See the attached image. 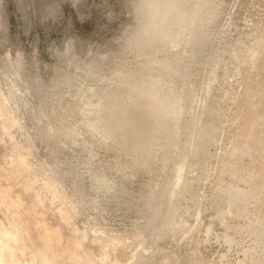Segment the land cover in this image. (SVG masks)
Returning a JSON list of instances; mask_svg holds the SVG:
<instances>
[{
	"label": "rangeland",
	"instance_id": "1",
	"mask_svg": "<svg viewBox=\"0 0 264 264\" xmlns=\"http://www.w3.org/2000/svg\"><path fill=\"white\" fill-rule=\"evenodd\" d=\"M251 127L264 0H0V261L264 264Z\"/></svg>",
	"mask_w": 264,
	"mask_h": 264
},
{
	"label": "bare ground",
	"instance_id": "2",
	"mask_svg": "<svg viewBox=\"0 0 264 264\" xmlns=\"http://www.w3.org/2000/svg\"><path fill=\"white\" fill-rule=\"evenodd\" d=\"M255 97V96H254ZM263 121V120H262ZM249 135V137L253 138L255 137V142H256V147L260 146V144L264 141V130L260 131L259 133H256L255 135V131L254 129H252V127L249 129V133H247ZM253 136V137H252ZM253 140V139H252ZM264 157V156H263ZM260 161V160H259ZM262 162H260V168H261V178H262V183H263V186H264V159L261 160ZM259 166V165H258ZM260 175H258L260 177ZM253 179V178H251ZM251 179L249 182H251ZM253 181V180H252ZM248 182V181H247ZM261 184V183H260ZM262 186V185H261ZM262 188V187H261ZM5 254L2 253V257L4 256ZM6 255L4 256V260H3V264H8L7 260L5 259ZM0 264H2V262L0 261Z\"/></svg>",
	"mask_w": 264,
	"mask_h": 264
}]
</instances>
